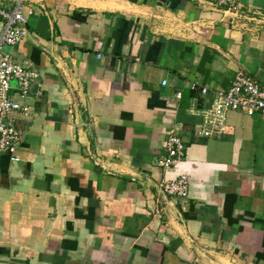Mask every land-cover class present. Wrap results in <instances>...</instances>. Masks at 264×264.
Instances as JSON below:
<instances>
[{
    "label": "crops",
    "instance_id": "1",
    "mask_svg": "<svg viewBox=\"0 0 264 264\" xmlns=\"http://www.w3.org/2000/svg\"><path fill=\"white\" fill-rule=\"evenodd\" d=\"M238 2L23 0L30 37L5 51L37 79L20 162L0 152V264H264V115L198 135L237 72L264 87V0ZM181 175L188 199L160 187Z\"/></svg>",
    "mask_w": 264,
    "mask_h": 264
},
{
    "label": "built area",
    "instance_id": "2",
    "mask_svg": "<svg viewBox=\"0 0 264 264\" xmlns=\"http://www.w3.org/2000/svg\"><path fill=\"white\" fill-rule=\"evenodd\" d=\"M209 1L214 7L232 15H243L238 0ZM22 2L23 0H19L12 9L0 5V152L9 154L15 163L20 162L17 153L23 141V133L16 126L17 117L31 116L32 107L26 104V100L30 97L37 79L36 72L15 62L5 51L6 47H16L30 37ZM259 16L263 15L259 14ZM13 81L17 83L15 91L12 87ZM163 84L166 85V82ZM197 86L193 84L192 89H197ZM201 92L205 96L208 94V89L203 88ZM231 112H242L248 116L264 115V87L243 71L237 72L228 91L216 93L211 108L202 115L203 121L198 135L212 138L226 133V121ZM164 147L165 154L158 162L162 168L175 167L186 156V147L179 129H172L169 132ZM160 187L170 197L188 199L190 196V179L187 175L164 181Z\"/></svg>",
    "mask_w": 264,
    "mask_h": 264
}]
</instances>
